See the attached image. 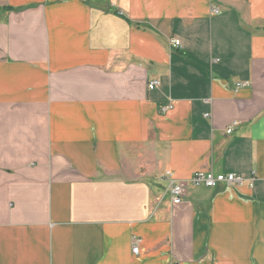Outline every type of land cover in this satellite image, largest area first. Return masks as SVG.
Returning a JSON list of instances; mask_svg holds the SVG:
<instances>
[{
    "label": "crops",
    "instance_id": "1",
    "mask_svg": "<svg viewBox=\"0 0 264 264\" xmlns=\"http://www.w3.org/2000/svg\"><path fill=\"white\" fill-rule=\"evenodd\" d=\"M0 264H264V0H0Z\"/></svg>",
    "mask_w": 264,
    "mask_h": 264
},
{
    "label": "built area",
    "instance_id": "2",
    "mask_svg": "<svg viewBox=\"0 0 264 264\" xmlns=\"http://www.w3.org/2000/svg\"><path fill=\"white\" fill-rule=\"evenodd\" d=\"M213 14H217L218 10L214 9L212 10ZM171 47L173 48H178L180 47V43L178 40H172L171 41ZM159 85L158 81L152 80L148 83L147 88L148 90H153L154 88H157ZM247 84H237V87H243L246 86ZM165 107L164 109H166ZM234 123L232 126L227 128L226 134H230L232 132V129L234 127ZM162 180L167 181L168 187L166 189V194H168L171 204L172 205H179L185 197L188 186H194V187H199L203 186L205 188H214L218 184H226V185H239L244 182V177L240 174H218L214 175L210 172H196L194 173L188 180L186 181H179L175 180L171 175L166 172L163 176H161ZM132 252L133 254H137L138 249L137 246L134 245L132 247Z\"/></svg>",
    "mask_w": 264,
    "mask_h": 264
}]
</instances>
